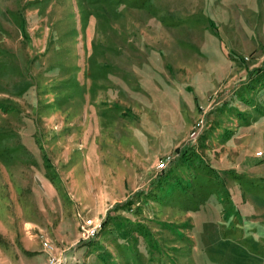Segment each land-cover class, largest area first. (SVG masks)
<instances>
[{
    "label": "rangeland",
    "instance_id": "obj_1",
    "mask_svg": "<svg viewBox=\"0 0 264 264\" xmlns=\"http://www.w3.org/2000/svg\"><path fill=\"white\" fill-rule=\"evenodd\" d=\"M254 68L264 0H0V264H264Z\"/></svg>",
    "mask_w": 264,
    "mask_h": 264
},
{
    "label": "built area",
    "instance_id": "obj_2",
    "mask_svg": "<svg viewBox=\"0 0 264 264\" xmlns=\"http://www.w3.org/2000/svg\"><path fill=\"white\" fill-rule=\"evenodd\" d=\"M246 60L248 58H245ZM205 112L196 120L195 124L192 126L189 137L188 143L189 146H194L195 143L198 142L199 138L201 137L204 127H205V120H204ZM178 156V155H177ZM174 160V157L171 156L166 157L162 160V162L157 166L158 169L161 171L166 169L168 163ZM103 229V222L99 219H85L82 224L80 225V233L82 235L83 240H91L102 231ZM44 252L48 256V264H68L66 257H59L55 254V249L53 246L47 242H43Z\"/></svg>",
    "mask_w": 264,
    "mask_h": 264
},
{
    "label": "trees",
    "instance_id": "obj_3",
    "mask_svg": "<svg viewBox=\"0 0 264 264\" xmlns=\"http://www.w3.org/2000/svg\"><path fill=\"white\" fill-rule=\"evenodd\" d=\"M247 79L250 80V82L254 83H261V81H264V71L261 72L260 68H254L253 70L249 71L247 74ZM262 88H264V83L262 85ZM192 146H189L187 148L191 149ZM183 152H179L181 155ZM187 153H184L186 155ZM179 155V156H180Z\"/></svg>",
    "mask_w": 264,
    "mask_h": 264
}]
</instances>
